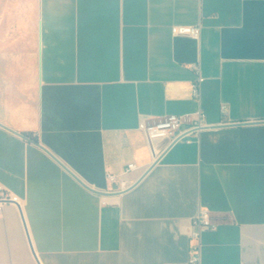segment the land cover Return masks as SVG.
<instances>
[{"label": "crops", "instance_id": "obj_1", "mask_svg": "<svg viewBox=\"0 0 264 264\" xmlns=\"http://www.w3.org/2000/svg\"><path fill=\"white\" fill-rule=\"evenodd\" d=\"M0 186V264H264V0H0Z\"/></svg>", "mask_w": 264, "mask_h": 264}, {"label": "built area", "instance_id": "obj_2", "mask_svg": "<svg viewBox=\"0 0 264 264\" xmlns=\"http://www.w3.org/2000/svg\"><path fill=\"white\" fill-rule=\"evenodd\" d=\"M173 35H186L193 38H199L201 35V26H174L172 28ZM196 80L192 83V96L199 98L201 84L204 78L200 75L199 68ZM184 124H188L189 127L182 129ZM211 126L205 121V114L202 111L192 117L169 115L164 118H160L156 121L148 123L144 128V133L149 142L159 137H166L171 142L177 141L187 135L199 133L203 130L209 129ZM135 168V164L130 163L125 169V173L131 172ZM107 180L111 185L118 184L119 189L113 190L111 187L104 190L105 193H122L126 191L130 184L126 180H119L114 174H108ZM11 200V194L9 191L0 186V217L3 215L4 205ZM192 233L191 239L195 241V244L191 247L189 258L186 264H202L201 260V238L202 234L207 230H213L216 225L212 222V218L208 211L202 210L192 220Z\"/></svg>", "mask_w": 264, "mask_h": 264}, {"label": "water", "instance_id": "obj_3", "mask_svg": "<svg viewBox=\"0 0 264 264\" xmlns=\"http://www.w3.org/2000/svg\"><path fill=\"white\" fill-rule=\"evenodd\" d=\"M125 192V191H124ZM98 194L100 195H103V196H111V195H117V194H121V193H114V194H111V193H105V192H97ZM123 193V192H122ZM34 253V252H33Z\"/></svg>", "mask_w": 264, "mask_h": 264}]
</instances>
